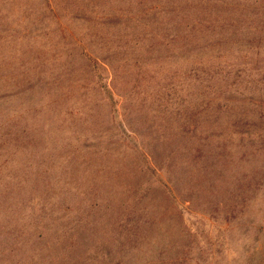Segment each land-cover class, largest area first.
I'll use <instances>...</instances> for the list:
<instances>
[{"label": "rangeland", "instance_id": "1", "mask_svg": "<svg viewBox=\"0 0 264 264\" xmlns=\"http://www.w3.org/2000/svg\"><path fill=\"white\" fill-rule=\"evenodd\" d=\"M225 2L214 13L187 9L185 0H0V186L11 177L26 185L24 202L36 212L42 202L28 192L39 189L47 207L55 200L62 205L56 204L53 214L64 215L56 221L58 230L68 225L73 232L58 242L50 229L49 246L36 249L35 258L6 261L0 256V263L246 264L248 255L256 262L264 257V156H254L251 147L259 131L264 133V122L253 121L250 130L243 125L224 130L215 120L220 106H229L225 115L233 121L254 117L257 105H264V0ZM174 5L182 6L181 18L171 12ZM189 44L200 49L189 50ZM87 53L102 57L103 64L96 66ZM194 112L209 119L200 138L215 145L225 137L223 144L231 147L220 149L219 161L209 156L214 173L204 172L206 191L189 202L183 190L170 193L165 187L166 182L173 187L180 174L182 165L174 161L180 153L170 167L153 173L137 145L157 138L156 129L165 131L156 127L161 121L189 120ZM107 139H120L122 147H115L110 158L125 157L138 166L136 195L147 193L144 201L158 208L142 217L153 219L151 228L134 229L138 240L128 238L122 225L131 215L120 208L134 202L127 192L132 185L120 191L116 178L105 182L120 203L97 229L84 225L96 215H71L63 207L65 197H80L75 186L86 181L83 173L79 177L82 171L73 178L75 171L64 174L62 169H83L76 161H91L94 147L101 151ZM185 158L188 167L191 155ZM254 170L260 171L255 175ZM235 177L243 178L238 186ZM34 179L39 180L36 189ZM213 182L216 194L211 196ZM242 199L248 200L245 206L239 204ZM221 200L226 209L237 201L235 211H222ZM15 203L8 195L3 208L9 217L16 214ZM81 234V239L74 237ZM143 237L150 241L141 243ZM69 245L77 257L67 263L58 248Z\"/></svg>", "mask_w": 264, "mask_h": 264}, {"label": "trees", "instance_id": "2", "mask_svg": "<svg viewBox=\"0 0 264 264\" xmlns=\"http://www.w3.org/2000/svg\"><path fill=\"white\" fill-rule=\"evenodd\" d=\"M185 1L187 3L185 5L187 6L186 7L187 9L192 8V11L194 10L197 12H205L208 10L210 12L214 10V8H216L217 6H221L222 2L226 3L225 0H185ZM181 9L182 6L179 9H177V7L174 5V8L172 9L171 12L174 13L175 18L182 17V15H179V11H181ZM262 9H264V6H262ZM148 12L149 11H147L146 13ZM215 12L216 11L214 10V13ZM112 24L114 25L115 23L112 22ZM134 25L137 24L134 23ZM182 34L184 36H187L188 33L186 30H184L182 31ZM187 46L189 47V50L200 49L198 45L196 46L189 44ZM87 56L95 63L96 66H98V63L100 65L101 63L103 64L104 62L102 57L93 58L88 53ZM224 106L227 108L224 109L222 106H220L219 110L221 112L219 114V117L217 116V118L215 119L216 126L221 127L224 130L230 129L232 128V126H234L236 130H238L237 126H241V125L245 127L249 126L247 129L250 130V125L251 123H253V121L257 120L256 121L257 123L256 122L254 123L257 125L259 124L260 126L262 125L261 123L264 122V105H257L259 106V108L257 109L258 113L257 115L256 113H254V117L242 116V117H238L237 119H234L233 121L230 120L231 117L230 115L227 116L225 115L227 113V110L229 109V106L228 105H224ZM248 113L250 114V112H247V116ZM199 114L200 112L192 113L189 120L182 119L179 117V119H177V122H173L171 119L161 121L160 124L156 125V127L159 130L163 128H166V130L160 133L156 129L157 134H159L157 138L151 137L147 141L148 144L145 142H140L137 145V150H139L138 152L145 160V165H147V168L151 169V172L153 173H156V171L157 172L161 171L164 166L166 168L170 167L172 165L171 160L174 159L175 155L180 153V157L174 159L175 164H177L176 165L177 167L182 165L180 174L174 180V183L172 185L173 187H171L167 182L165 183V187H167L170 193L173 192L172 188L178 191L183 190L184 192H186L185 200L189 202H193L198 195L201 198V196L203 195L202 193L203 192L205 193L206 191V189L204 190L205 186H202L204 172H206L210 176H212L214 173L213 168H208L210 167V165L209 166L207 165L209 161V156H212L214 160L217 158V161H219V157L221 156L219 154L220 149H226L231 147V145L229 146L227 144L226 147V144H223L226 141L225 137H223L221 140L219 139V141H217V143L213 145L212 141L206 142L205 138L203 137L200 138V136H198L202 132L201 131L202 126L205 123L209 122L208 118H202V120L199 119L198 117ZM241 115H246V112H241ZM169 129H171V131H168ZM180 129L182 130L179 131ZM257 135L258 138L252 139V145H251L252 152L254 156L257 155L264 156V133H262V131H259ZM133 136L139 142L137 135L133 134ZM113 143L115 144V146H113ZM94 144L95 143H93L92 145ZM90 146L91 143L87 142L83 147L87 149L90 148ZM115 147L117 148L122 147V143H120V139L116 141L113 139H107L106 145L101 151L96 150V147H94L93 152L96 154H94V156L91 157L92 158L91 161H85L84 164H81L82 161L80 160L76 161L74 165L75 166L80 165L81 167H83V169L82 168L80 169L73 168V170L71 168L62 169V172L64 174H68V173L73 174L75 171L74 175H71L73 178H75V174L77 176L78 171H82L79 177L82 178V173H83V178L86 181V183L84 184L75 186V193L77 192V194H79L80 197L78 199L75 198V200H74V196L72 195H69V197H65V199L62 200L63 207L65 211L71 213V215L74 213L77 214L84 213L89 216L96 215L97 216L96 218H91L84 222V225L86 226V230H90L93 225L94 228L99 226L101 227L107 224L106 223L107 214L114 213L116 210H118V203H120L118 201L117 202L114 201L116 194L115 196H110V194H108V187H106L105 182H110L111 178L112 179L116 178V182H115L117 183L116 187L120 188V191L121 189L126 190L127 186L132 185L134 186L132 190L131 189L127 190V192L129 194L132 192V194L134 195V198L132 200L134 202H132V204L130 205L129 204L121 205L120 208L127 209L130 213L129 215H131V217H129L128 220H125L126 223L122 225L129 232L128 238L135 237L136 240H138V238L140 237L136 236V230L134 231V229L151 228L152 224L154 223L153 219H151L150 221H146L142 217L147 215L153 216L155 210L158 208H152L153 205L150 204H154L153 202H150V204H148V202H146L147 200L144 201V198L148 196L147 193L141 196L136 195V192H138L137 190H139L141 185L139 184L141 179L137 182L134 180L136 176L134 171H136L138 166L135 165L134 163L128 162V160L125 157L124 159L119 158L116 159L115 161L111 159L110 156L114 154ZM188 155H191V159H190L191 165H189L188 167H184L185 166L184 160L186 159L185 157ZM48 157L52 159L54 158V155H48ZM71 163L73 162L71 161ZM203 163H205V165H203ZM188 164L189 162L186 165ZM199 165L202 168H200ZM63 166L64 165H62L60 168H62ZM51 169H52V165H48L47 170L49 171ZM226 170L228 174L231 171V169H226ZM92 171L94 172V175L91 174ZM259 171L260 170H254L253 174L257 175ZM139 172L141 171H138V173ZM35 174L37 175V172ZM215 174H218V172ZM218 176L222 177V174L219 172ZM10 179L9 181L5 182L2 185L5 186L3 187V190L2 188H0V256L2 257V259L6 261L9 260L12 261L14 259L16 260V258L18 257L23 259V257L25 256L31 257L32 259L35 258V256L37 255L35 251L36 249H43L49 246L47 244L49 242V239H46L47 238L46 235L51 234L49 233L50 229L51 231H54L53 234L54 233L57 234L55 238L56 240H58V242L63 241L65 239L64 237L68 234L70 235H68L67 237L72 236L71 234H73V232L71 231V228L68 225L66 226L67 228L65 227L67 230L66 229L58 230V228L56 227V221L60 217L64 216V215L61 216L53 215L56 214V212L54 211V208L57 204L56 200L47 207V205L44 204L42 201V195L44 194L41 191H39L38 188H37L38 192L36 190L29 191L28 196L30 197L33 196L37 200V203L42 202V206L41 207L39 206L38 212H36L34 211L32 206L28 205L29 203L28 201L24 202L25 197L23 195V192L26 189V185L20 183L19 181H16L14 177H11ZM234 180H236L235 184L238 186L239 183L243 181V178L235 177L232 180V182ZM60 181L62 182V180H56V183L59 184ZM34 183L36 184V186L34 184L32 185V187L33 189H36L39 180L34 179ZM69 183L71 182H68L66 184ZM261 184L262 182L259 183V185H257L258 186L256 187L257 190L261 186ZM118 188L116 189L117 191ZM117 191H115V193ZM208 192L209 194H211V196L216 194V185L214 184V182L213 184L210 185ZM8 195H10V198L13 196V200H17V203H15V206L13 208V211L16 213L13 215L16 216L15 220L13 216L9 217L11 215L9 211L8 213L4 212L5 208L3 207L6 206V198ZM223 200L220 201V204H222L223 206L222 211L226 212L227 209L233 208L231 210L234 212L235 211L234 207H237L234 206V203H236L237 205V201L232 203L233 205L231 206L233 207L226 209L227 203L226 201ZM242 201L244 206L248 202V200L246 201L245 199L244 200L242 199L239 202V204L242 203ZM57 205L59 209L60 207H62V205L59 204ZM29 207L30 209L31 208L32 209L25 214L24 210ZM166 210L167 209L165 208V211ZM236 216L237 215H235L234 217ZM44 218H47L46 223L45 221H43ZM132 218L134 220L130 222ZM12 220H14V222H12ZM48 222L49 225L46 232L44 227L45 224H47ZM79 235H75L74 237L81 239L83 234H81L80 238ZM92 236L93 234L87 235L86 240L87 241L92 240L93 239ZM145 239L146 237H143L141 239L142 240L141 243L142 242L147 243L150 241V240L146 241ZM60 244H62V242ZM72 247L71 245H69L67 247H63V249L60 246L58 248L61 249L62 251L59 252L64 254V255L62 254L63 256L61 258L67 263H69L71 258H73L76 255L73 254V251L71 250ZM246 259H247L246 264H264V257L261 260H259V262H256L254 260V257H252L251 255L250 256L248 255ZM0 264H10V262H4L2 260Z\"/></svg>", "mask_w": 264, "mask_h": 264}]
</instances>
